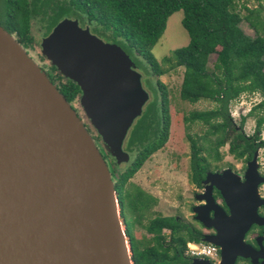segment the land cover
I'll list each match as a JSON object with an SVG mask.
<instances>
[{
	"label": "water",
	"instance_id": "1",
	"mask_svg": "<svg viewBox=\"0 0 264 264\" xmlns=\"http://www.w3.org/2000/svg\"><path fill=\"white\" fill-rule=\"evenodd\" d=\"M41 49L79 87L104 147L117 163L126 161L124 142L149 101L129 56L69 18L42 38ZM255 153L243 180L218 182L228 214L213 208L217 233L203 241L220 248L219 264L238 257L257 264L264 256L244 239L252 225L264 228ZM120 218L110 172L84 120L0 25V264H134Z\"/></svg>",
	"mask_w": 264,
	"mask_h": 264
},
{
	"label": "trees",
	"instance_id": "2",
	"mask_svg": "<svg viewBox=\"0 0 264 264\" xmlns=\"http://www.w3.org/2000/svg\"><path fill=\"white\" fill-rule=\"evenodd\" d=\"M234 2L235 0L1 1L0 25L26 53L33 44V24L40 26L45 37L64 18L75 19L81 27H88L103 41L118 45L129 56L135 69L141 74L142 82L145 80L144 86L152 93V99L145 104L141 116L135 120L124 142L123 149L132 158L130 164L119 170L115 158L104 145L103 149L98 150L111 175L134 264L166 263V259L176 258L177 253L183 255L188 243L201 242V235L188 224L172 216H156L146 226L147 232L153 234L152 245L139 249L128 217L129 214L136 215L147 209L150 199L137 189L134 193L126 190V184L168 139L167 97L164 90L159 97L151 82L152 74L161 76L166 71L156 61L151 49L162 36L168 17L174 12H183L181 24L189 36V43L173 50L171 56L163 58L162 62L168 65V69L183 67L179 91L182 101L190 104L200 100L218 103V107L211 111L192 112L184 117L186 123L200 121L207 127L205 134L198 139L187 136L191 150L189 181L197 188L201 187L202 181L205 183L212 162L221 161L219 149L228 140L229 153L246 163L253 159L258 148L264 147V140L258 137L264 126V115L256 116V134L247 139L236 133L228 114L230 102L242 93H259L264 97V32L260 36L257 31L259 23L255 14L258 11L251 10L246 17L259 36L255 42L239 27L242 18L233 11ZM212 54L216 55V60L210 71L207 61ZM43 71L76 115L82 118L79 87L64 79L54 66ZM157 84L163 87L159 82ZM78 102L80 107L76 105ZM256 110L264 111V99L248 115L253 116ZM84 126L99 149L101 139L87 119L84 120ZM136 219L139 217L136 216ZM163 231L169 232V242H166L167 235ZM169 251L172 252V257L169 256Z\"/></svg>",
	"mask_w": 264,
	"mask_h": 264
},
{
	"label": "rangeland",
	"instance_id": "3",
	"mask_svg": "<svg viewBox=\"0 0 264 264\" xmlns=\"http://www.w3.org/2000/svg\"><path fill=\"white\" fill-rule=\"evenodd\" d=\"M251 10L258 11L255 14L259 23L257 31L262 36L264 32V0H235L233 11L238 13L242 18L239 27L248 37L256 42L259 36L256 30L250 26L249 21L246 20ZM182 18V10L170 15L166 21L162 36L151 49V53L156 61L166 71L161 76L152 74L151 82L154 89H157L159 97L163 90L166 94L169 133L165 145L152 154L126 184V190L134 193V190L137 189L150 199L147 209H144L141 213L137 212L136 215H128L132 223V233L138 243L139 249L152 245L153 234L147 232L146 226L156 216L175 217L198 231L203 228L208 230L213 229L215 233L207 235V237L215 236L217 231L211 223L217 217L213 208L218 207L226 213L223 209L224 200L220 197L221 194L220 196L216 195V191H220V187L218 186L220 176L236 175L243 180L244 174L248 169V165L244 160H237L229 153L228 140L227 144L219 149L222 156L221 161L212 162L210 169L211 176L206 180L203 189L197 190L196 186L189 181L191 150L187 136L190 135L198 139L205 134L207 127L200 121L186 123L184 117L192 112L211 111L218 107V103L200 100L195 104H190L182 101L179 91L183 77V67L168 69V65L162 62L163 58L171 56L173 50L184 47L189 43V36L181 24ZM31 35L33 37V44L28 49L27 55L38 67L42 70H47L52 64L42 52L41 40L44 36L39 25L33 24ZM215 60V54L209 56L207 68L210 71L213 68ZM144 81L142 85L149 92L150 101L152 93L150 94L149 88L144 86ZM157 82L163 87L159 86ZM263 99L264 97L259 93H242L237 99L230 102L228 114L236 133L242 134L247 139L252 138L256 134L255 118L257 115H264V111L256 110L253 116H249L248 113ZM76 105L80 107L79 102ZM81 117L84 120L86 119L83 113ZM234 135L235 132L232 133V136ZM258 137L264 140V126L261 127ZM102 146L103 143L99 142L98 148H100L98 150L103 149ZM255 157L256 173L260 179H264V147L257 149ZM131 160L132 158L129 155L126 161L118 162V169L123 170L126 168ZM257 193L261 203H263L264 182L258 186ZM136 216L139 217L138 220ZM120 222L125 232L126 226L122 218H120ZM164 233L168 235V232ZM166 240L168 241L169 237H166ZM126 241L128 248H130L128 237H126ZM194 259L196 260V258ZM249 260L252 264L251 259Z\"/></svg>",
	"mask_w": 264,
	"mask_h": 264
},
{
	"label": "flooded vegetation",
	"instance_id": "4",
	"mask_svg": "<svg viewBox=\"0 0 264 264\" xmlns=\"http://www.w3.org/2000/svg\"><path fill=\"white\" fill-rule=\"evenodd\" d=\"M141 81H142V79H141ZM204 184H205L204 181H202L201 187L200 188L196 187L197 190L203 189ZM218 193L220 195V192L216 191L217 196H218ZM223 209L226 213H228V209L224 205V202H223ZM258 214L260 217L264 218V206H261L260 208H258ZM196 231L201 235V242H198V243H202V244H209V243H206L203 241L204 237H206L207 235H213L215 233V230H213V229L208 230L205 228H203L199 231L198 230H196ZM163 232H168V231H163ZM168 235H169V232H168ZM168 235H167V237H169ZM244 239H245V242L248 245H250L251 247H253L256 251H259L261 249V254L264 255V228L262 226L252 225V227L246 233ZM169 241H170V237H169L168 241L166 240V242H169ZM215 247L217 248L218 257L213 259V260L210 259L209 257H205V256H198V257L190 256L189 254H187V251H188V245H187V250L184 252L183 255H180L177 253L176 254L177 257L174 258L173 260L172 259H166V263L160 262L158 264H194V261H195L194 258H196V260H198V261H196V264H219V262L221 260L220 248L217 246H215ZM171 249H173V247ZM168 253H169V256L172 257V252L169 251ZM262 260L264 261V256H262V258L258 259V264H262V262H263ZM235 264H251V262L249 259H244V258L238 257L235 261Z\"/></svg>",
	"mask_w": 264,
	"mask_h": 264
},
{
	"label": "built area",
	"instance_id": "5",
	"mask_svg": "<svg viewBox=\"0 0 264 264\" xmlns=\"http://www.w3.org/2000/svg\"><path fill=\"white\" fill-rule=\"evenodd\" d=\"M187 254L193 257L205 256L210 259H215L218 257L217 248L212 244H202V243H189Z\"/></svg>",
	"mask_w": 264,
	"mask_h": 264
},
{
	"label": "bare ground",
	"instance_id": "6",
	"mask_svg": "<svg viewBox=\"0 0 264 264\" xmlns=\"http://www.w3.org/2000/svg\"><path fill=\"white\" fill-rule=\"evenodd\" d=\"M120 228L123 229L121 225H120ZM124 241H126V237H125ZM126 249H128L127 243H126Z\"/></svg>",
	"mask_w": 264,
	"mask_h": 264
}]
</instances>
